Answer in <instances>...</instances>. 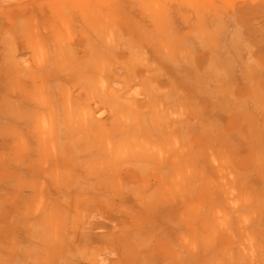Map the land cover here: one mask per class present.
<instances>
[{
  "label": "rangeland",
  "instance_id": "1",
  "mask_svg": "<svg viewBox=\"0 0 264 264\" xmlns=\"http://www.w3.org/2000/svg\"><path fill=\"white\" fill-rule=\"evenodd\" d=\"M1 4L6 8L0 13V70L5 75L0 77V182H18L22 176L29 180L26 172L31 168L42 173L37 204H21L24 191H16L17 201L12 190L0 196V264H78L77 254L61 251L77 244L63 236L69 229L62 219L67 192L47 190L45 183L76 184L78 165L93 166L92 159L77 157L76 141L67 138L88 129L84 123L92 109L83 105L79 93L80 82L87 80L44 75L50 66L78 72L88 54L109 52L132 59L129 70L144 75L149 117L165 135L173 134L172 142L145 140V148L159 156L175 148L178 177L199 186L198 203L180 207L186 234L193 227L195 232L183 235L182 253H168L166 261L264 264V77L259 76L264 58L256 60L257 54H264V47L256 46L257 33L264 31V0ZM14 38L25 41L22 51L11 44ZM25 57L32 60L38 77L19 71L30 68ZM17 71L21 76H14ZM99 85L106 86L105 80ZM168 85L177 93L167 91ZM47 86L52 93L45 92ZM158 87L163 88L159 99L150 95ZM163 103L168 115L157 111ZM170 118L175 120L172 126ZM31 145L35 157L28 156ZM206 185L218 188L213 204H199L206 200ZM177 208L166 206L165 214L177 218ZM153 210L156 207H145V219ZM211 232L217 236L210 237ZM85 241L88 244L90 237Z\"/></svg>",
  "mask_w": 264,
  "mask_h": 264
},
{
  "label": "crops",
  "instance_id": "2",
  "mask_svg": "<svg viewBox=\"0 0 264 264\" xmlns=\"http://www.w3.org/2000/svg\"><path fill=\"white\" fill-rule=\"evenodd\" d=\"M4 8L6 5L1 4L0 13L4 12ZM256 39V46L264 47L262 29ZM3 44L0 39V46ZM11 44L17 45L20 51L26 46L25 41L15 38ZM103 56L91 57L88 54L80 60L78 72L53 70L50 66L44 75L46 78L86 79L80 82V100L93 112L84 123L88 126L85 133L81 131L67 136L68 140L73 138L76 141L77 157L92 159L93 166L87 169L82 164L78 165L76 184L55 187L52 182L45 183L47 190L67 192L62 202L67 214L63 212L62 219L67 220L65 227L69 229L63 231V236L73 237L77 244L72 249L68 247L61 251L77 254L78 264H171L166 261L168 253L174 257L182 253L181 237H192L195 232L193 227L189 235L186 234L180 207L185 203H198L199 186L192 180L182 182L178 177L181 171L176 165L179 152L175 148L163 156L145 148V140L156 144L166 140L172 142L173 134L165 135L159 126L155 127L159 125L158 121L149 117L150 99L141 81L144 75H136L129 70L127 62L131 58H119L111 52ZM262 58L264 54H257L258 62ZM25 59L30 68H19V71L29 77H38L32 60ZM15 62L21 65L17 58ZM113 64H119L124 69H114ZM19 71L14 76H21ZM3 76L0 70V77ZM259 76L264 77V70ZM163 77L167 79L169 76L164 74ZM100 79L106 82L103 88L99 85ZM153 88L150 95L159 99L163 88L158 87L157 91ZM165 89L177 93V89L169 85ZM45 92L52 93V87L47 86ZM91 94L92 98L89 97ZM163 105V109L157 111L169 110L165 108V103ZM165 115H168L167 111ZM170 119L169 125L172 126L175 120ZM33 142L29 140L31 144ZM27 151L30 157L37 155L32 145ZM28 171L29 180L22 176L23 179L18 182H0V190L4 191L0 196L4 194L5 198V191L12 190L13 201L22 198L21 204H37L38 176L42 172L38 173L34 168ZM23 172L20 171V175H25ZM215 189L218 188L206 185V200L199 204H213ZM16 191H24V198H19ZM170 205L178 207L177 218L165 214L164 207ZM147 206L156 207L149 219H145ZM85 236L91 239L88 244ZM215 236L217 234L211 232L210 237ZM87 254L93 257L87 260ZM174 264L194 263L179 261Z\"/></svg>",
  "mask_w": 264,
  "mask_h": 264
}]
</instances>
